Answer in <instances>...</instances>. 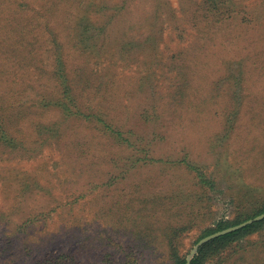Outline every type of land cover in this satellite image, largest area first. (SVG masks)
<instances>
[{
	"label": "rangeland",
	"instance_id": "obj_1",
	"mask_svg": "<svg viewBox=\"0 0 264 264\" xmlns=\"http://www.w3.org/2000/svg\"><path fill=\"white\" fill-rule=\"evenodd\" d=\"M16 2L22 3L20 15L15 12ZM158 2H168L180 21L172 24L164 20L163 27L154 21ZM233 2L239 24L231 22L227 30L218 28L219 24L212 28L214 12L204 17L200 0H131L130 23L140 27L144 36L136 35L131 44L119 48V69L113 68L103 76L92 73L96 71L88 66L94 63L92 59L86 65L84 57L75 51L69 50L66 55L72 71H79L81 65L87 67L77 90L83 95L84 105L95 106L98 112L108 109L117 125L127 113L123 105L138 107L139 102L134 100L142 97L139 93L148 89L150 81L159 87L158 113L165 111L168 118L169 93L177 80H168L158 66V76L151 77L153 50L160 63L177 59L195 43H212L215 48L200 60L210 63L202 73L213 78L193 76V85L218 82L222 75L212 71L219 69L214 68L217 63L248 55L245 90L236 93L243 99L235 123L228 126L223 120L224 107H229L224 89L231 78H222L217 87L219 98L210 109L181 121L170 131L168 144L152 146V156L157 158L188 148L199 163L197 167L211 180L207 186L201 185L196 173L185 166L138 163L127 171L110 166L106 161L110 151L106 137L84 121L72 119L70 126L62 130L58 147L52 141V146L40 148L38 131L64 117L61 109L37 102L44 92H56L50 77L54 60L48 53L47 27L55 29L59 33L57 42L68 47L73 40L72 30L81 19L101 20L98 9L114 7L121 0H0V98L4 109L9 105L16 109L12 122H4L3 139L13 137V143L19 144L14 155L3 152L0 159V264H38L51 255L73 253H79L84 264H170L160 255L166 249L161 233L167 225L187 226L180 236L188 258L206 230L264 211V0ZM52 5L57 13L54 17L48 14ZM42 14L44 17L38 20ZM243 19L244 24L240 23ZM252 20L256 22L246 24ZM175 25L183 35L178 34ZM96 33L88 26L85 35ZM234 48L238 56L231 51ZM99 83L106 85L104 90ZM140 120L136 115L128 129ZM225 126L228 133L221 135ZM22 146L32 152L25 156ZM89 146L90 154L85 159L74 152ZM95 158L100 159L97 167L82 166L85 160L90 163ZM114 206L128 209L127 220L113 224L115 216L109 208ZM141 234L153 238L143 239ZM256 238L255 234L245 236L221 249L220 255L228 258L224 264H241L243 249H250Z\"/></svg>",
	"mask_w": 264,
	"mask_h": 264
},
{
	"label": "trees",
	"instance_id": "obj_2",
	"mask_svg": "<svg viewBox=\"0 0 264 264\" xmlns=\"http://www.w3.org/2000/svg\"><path fill=\"white\" fill-rule=\"evenodd\" d=\"M14 4H16L15 12L18 11V14L20 15L19 11H21L20 6L22 3L19 4L16 2ZM130 4L131 0H121V3L116 4L111 8L100 9V7L98 9V14L100 15L101 20L98 21H85L86 17L81 19L77 23V26L72 30L71 37L73 40L72 43L67 44L69 45L68 47H66L63 43L61 44L60 42H57L59 33H57L55 29L52 27H47L46 30L50 34H48L50 37L48 39L50 42L48 53L52 54L54 60L50 77L56 84L54 85L56 92H54V90L52 92H44V94L40 97V100L37 102L39 105L45 103L44 105L48 107L61 109L64 113L62 116L64 117H62L63 120L59 123L50 121L48 125L38 131L40 135L39 146L40 148H42L44 145L52 146V141H55V145L58 147L60 145L58 139L61 137L62 130L65 129V127L70 126L73 120L84 121V123L88 125L90 124L96 132H100L106 137V140L109 143L108 149H110L109 155L106 157V161L110 164V166H120L119 169L123 171L130 170L135 166V164L138 163H165L185 166L188 170L196 173L197 180L200 181L201 185L208 186L211 183V180L205 176V172L202 169L197 167L199 163L190 153L188 148L176 154L174 151L171 156L167 154L166 157L157 158L152 156V146H157L159 143L165 144V142L168 144V137L171 135L170 131L182 124L183 122L181 121L186 120L187 117H191L194 114H202L207 109H210L212 107L210 106L211 103L217 102L219 98L217 95V87L219 89V84L224 81L222 78H226V80L231 78V81L228 84L227 82L225 83V85H227L225 86L224 91H226V94L228 93L227 97L229 100V107H224L223 120L225 123H227V125H232L235 123L240 115V100L243 99L241 94L236 96V93L245 90V83L248 78L247 62L250 57L246 55V57L239 56L238 58L234 59H222L220 63L216 64V66H214V64L217 61L213 62L214 68L216 67L219 69L212 71L216 75L219 73L222 75L218 82L213 81L209 84L193 85L192 82H190L193 80V76H201L204 80L207 78H213L210 74L207 76V73H202L205 67L210 65V63L205 61L203 64V60H200L207 56L208 52H210V48H215L212 43H195L189 47L190 49H187L185 52H183L185 55L182 53L180 56H177V59L175 60H161L163 63H158V60L160 59L157 57L158 55L156 51L153 50V52H155L153 57L155 62H151L149 65V67L152 65L149 69L151 77L158 76V73H156L158 66L160 69L163 68L162 74H165L168 80H177L174 87H172L171 92L169 93L170 100H168V102L170 106L169 108L171 109L166 111L168 118L166 117L165 111L162 113L163 117L158 113L157 105L161 99L160 93L158 91L159 87H156L157 85H154L150 81V83L147 85L148 89L140 91L139 94H141L142 97H140L138 100H134L135 103L139 102L138 107H132L130 109L128 105H123V107H125L123 110H125L127 113L122 119V123L117 125L114 123V119H111V117L108 115V109H106L105 112H98V109L95 106L93 107L90 105H84V101H82L83 95H81L77 90H79L81 87V73L87 71V67L81 65L82 67H80L79 71H72V67L69 65L71 61L67 59L66 55H69V50L75 51L80 56L82 55L84 57L83 59L86 61V65H88L87 62L92 59L94 63H92V65H88L96 69V71H93L92 73L100 72L103 76H108L107 73L113 68L119 69V48L124 44H131V40L136 35L140 37L144 36V32L140 33L139 31L140 27L138 29L136 25L130 23L132 22V20L129 18V16L132 14V11H130ZM200 6L202 11H204V17H207V14L214 12L213 16L215 17L216 21L215 23H213V21L210 22L214 25L212 28H215L216 25L219 24L220 26H218V28H226L229 30L231 27V22H237V24H239V13L233 9V7H236L233 0H200ZM54 7L55 5H52L53 10H50L51 12L48 13L53 17L57 15V13H55ZM154 12V21H156L158 24H162V27L165 23L164 20L169 21L172 24H176L180 21L178 12H176L174 9H170L168 2L156 3ZM0 14L3 15V12H0ZM164 14L167 15L166 19H163ZM70 15L72 14H69V16ZM43 17L44 15L42 14L40 17H37V19L39 20ZM202 19L203 17L200 16L199 21H202ZM244 22L245 19L240 21L242 24H244ZM255 22L256 20H252L246 24H254ZM88 26L96 30V35H90L91 37H86L85 32ZM175 26V30H177L178 34L183 35V31L180 30V27L177 25ZM162 30L163 29L160 31ZM147 34H149V32L145 33V35ZM141 41L145 44L148 42V40ZM145 48L148 50L151 49L149 47ZM240 48L244 50V47ZM226 49H230V47H226ZM231 51L235 52L238 56V51L236 48L231 49ZM202 65L203 69H200L199 67ZM87 83L91 84L92 82L91 80H88ZM98 86L103 90L106 87L104 83H99ZM232 94H235V96ZM127 96L128 94L125 95V98L129 100ZM0 102V159H2L3 152H9V155H14L15 152L19 151V144L13 143V137H9L11 139H3V127L6 126L4 122H12V118L16 109L13 105H9L4 109L2 104L3 98H0ZM164 108L167 110L166 107ZM136 115H139L141 120L137 123V125H133V127L128 129L130 122L134 120ZM223 133H228L226 126L221 135ZM76 147L74 149H76ZM21 148H23L25 156L32 152L30 148L27 149L25 146H22ZM74 152L79 153V156H82L83 159H85L90 154V146L81 147L80 150H74ZM125 153H128L126 158L123 156ZM84 162L85 163H83L82 166L85 165L87 168L97 167L100 163V159L95 158L93 159V162L91 161L90 163H88L87 160ZM130 210L133 213L132 210H134V208L131 207ZM109 212L113 213L115 216L113 224H118L119 221L122 222L125 221V219L127 220L129 213L128 209H115V206L112 208L110 207ZM261 214H264V211L258 215L250 217L249 219L229 223L227 226L225 225L228 222L218 223L217 229L206 230L204 232L205 235L203 234L201 237H199L195 242V245L206 236H210L217 232L235 227L248 220L254 219ZM186 216H190V212ZM1 219L3 220V213H0V220ZM263 225L264 220L252 225H248L241 230L235 231L203 245L199 249L198 254L192 260L191 264H224L228 258L224 257L225 255H220L221 249H225L228 245H233L239 240L243 239L245 236L253 234L257 235V238L251 242V245H249L250 249H243L240 257L241 261H239L241 264H264ZM124 226H128V224ZM186 227L187 226L181 227L178 225L175 227L173 225H167L164 229H162L161 234L164 237L163 241L166 249L164 250L163 254L161 253L160 255H162V257L164 256V258L167 260V262H170V264H186L187 262L186 258L188 253H185L183 249V236H180L182 234L181 232L185 234ZM253 230H255V232L250 234ZM139 236L140 235H136V237ZM141 236L143 239L153 238L152 235L148 236L141 234ZM38 264L84 263L82 262L79 253H73L71 255H51L49 258L47 257L44 260H39Z\"/></svg>",
	"mask_w": 264,
	"mask_h": 264
},
{
	"label": "water",
	"instance_id": "obj_3",
	"mask_svg": "<svg viewBox=\"0 0 264 264\" xmlns=\"http://www.w3.org/2000/svg\"><path fill=\"white\" fill-rule=\"evenodd\" d=\"M263 220H264V214L254 218V219L248 220V221H246V222H244V223H242L240 225H237L235 227H231L229 229L217 232V233H215L213 235H210V236H208L206 238H203L202 240L199 241V243L195 246V248L193 249V251L191 252L189 257L186 259V261H187L186 264H191L192 260L198 254L199 249L203 245H205V244H207V243H209V242H211V241H213L215 239H218L220 237H223V236H226V235H228L230 233H233L235 231L241 230V229L247 227L248 225H252L254 223L261 222Z\"/></svg>",
	"mask_w": 264,
	"mask_h": 264
}]
</instances>
